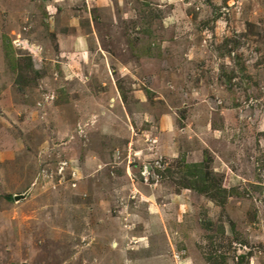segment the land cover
<instances>
[{"label": "rangeland", "instance_id": "374dc122", "mask_svg": "<svg viewBox=\"0 0 264 264\" xmlns=\"http://www.w3.org/2000/svg\"><path fill=\"white\" fill-rule=\"evenodd\" d=\"M0 264H264V0H0Z\"/></svg>", "mask_w": 264, "mask_h": 264}]
</instances>
